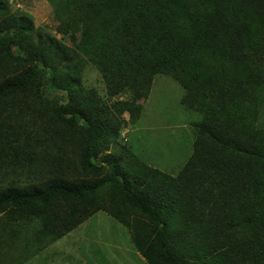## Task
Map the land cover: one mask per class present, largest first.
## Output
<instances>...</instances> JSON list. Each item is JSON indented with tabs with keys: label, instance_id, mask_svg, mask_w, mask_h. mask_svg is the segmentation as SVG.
Segmentation results:
<instances>
[{
	"label": "trees",
	"instance_id": "obj_1",
	"mask_svg": "<svg viewBox=\"0 0 264 264\" xmlns=\"http://www.w3.org/2000/svg\"><path fill=\"white\" fill-rule=\"evenodd\" d=\"M48 1L61 39L0 0V264L100 212L137 264H264V0ZM159 76L184 91L181 166L149 163L147 130L119 141Z\"/></svg>",
	"mask_w": 264,
	"mask_h": 264
},
{
	"label": "rangeland",
	"instance_id": "obj_2",
	"mask_svg": "<svg viewBox=\"0 0 264 264\" xmlns=\"http://www.w3.org/2000/svg\"><path fill=\"white\" fill-rule=\"evenodd\" d=\"M10 2H12L10 6L12 13L29 14L34 19L36 26L48 28L53 31L55 36L57 35L58 39L62 38L59 33L56 34L54 31L52 7L48 0H10ZM66 44L72 46V40L68 39ZM96 78L91 74L88 79L90 85L102 90L99 80ZM169 79L162 76L156 77L150 97L136 99L137 105L141 108L136 113L137 124H127L128 128L123 130L120 136L121 143H125L126 132L131 130L130 134L133 137L137 130H147L148 136L143 139L140 152L154 166H181L186 163L193 152L194 140L188 133L191 125L187 121L189 115L179 105L184 91L179 84ZM176 85L179 88L178 92H175ZM127 98L126 94L118 97L121 100ZM133 113L134 110L127 111L124 114V119L126 121L133 119ZM174 120H178V123ZM258 124L264 128V108L259 116ZM168 130L173 134L167 132ZM178 135L182 136L178 137ZM137 139L139 140L140 136ZM111 145L114 146L115 143L113 142ZM136 151L140 154L139 149ZM127 159L128 157L124 158V160ZM131 242L135 243L123 225L110 215L100 212L58 240L51 248L46 249L37 257L40 259L35 260L34 264H90V262L119 264L123 259L127 261V258L131 264H137L128 256V254L135 255L136 253L128 247L131 246ZM134 255L133 257L136 258Z\"/></svg>",
	"mask_w": 264,
	"mask_h": 264
},
{
	"label": "clouds",
	"instance_id": "obj_3",
	"mask_svg": "<svg viewBox=\"0 0 264 264\" xmlns=\"http://www.w3.org/2000/svg\"><path fill=\"white\" fill-rule=\"evenodd\" d=\"M10 5H12V2H10ZM52 7V6H51ZM56 32V34H57V31H55ZM127 133V132H126ZM172 135V134H171ZM124 136V135H123ZM121 140H122V138L120 137L119 138V141H120V143H121ZM125 142H127V141H129V139L128 138H126L125 137ZM122 144H124V143H122ZM126 145H128V146H131V144L130 143H128V144H126ZM125 145V146H126ZM106 153L107 154H117L118 153V150L114 147V146H112V145H110V149L108 150V151H106ZM119 154H117L116 156H118ZM131 155L130 154H127V153H122L121 155H120V157H122L123 159L125 158V157H130ZM152 165V164H151Z\"/></svg>",
	"mask_w": 264,
	"mask_h": 264
}]
</instances>
